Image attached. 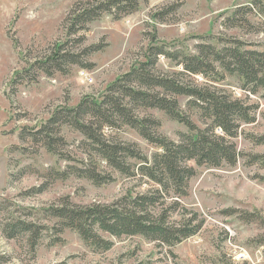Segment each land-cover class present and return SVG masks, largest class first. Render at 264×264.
<instances>
[{
	"label": "rangeland",
	"instance_id": "rangeland-1",
	"mask_svg": "<svg viewBox=\"0 0 264 264\" xmlns=\"http://www.w3.org/2000/svg\"><path fill=\"white\" fill-rule=\"evenodd\" d=\"M86 1L92 0H0V264H264V164L249 162L250 156L264 157V144L253 142L264 139V98L247 96L233 78L217 86L256 107L254 122L241 125L234 140L237 163L219 168L189 163L196 174L188 195L179 208L168 206L165 211L176 224L196 215L202 221L196 235L171 248L141 237L105 236L112 248L94 252L76 233L58 234L54 223L41 216L42 209L66 201L78 206L111 204L128 193L151 189L145 180L117 172L112 182L101 186L75 176L52 182V171L80 167L77 161L88 157L81 135L66 126L60 129L62 143L54 145L55 154L28 138L27 133L39 130L55 110L73 108L85 96L103 95L109 84L144 61L151 45L192 55L200 44L218 42L221 47L239 41L247 50L264 52V0H145L131 15L118 20L104 15L70 35L65 18L74 5ZM58 45L75 56L76 64L65 63L47 75L42 63ZM178 71L173 62L159 58L158 74ZM191 81L203 83L199 77ZM178 104L201 128L186 107L187 99L178 98ZM135 113L158 121V134L171 141L187 132L160 111ZM23 132L26 137L21 139ZM104 133L114 142L135 145L148 158L158 152L126 126ZM43 184L44 192H31ZM17 220L47 227L35 248L29 235L7 239L1 233Z\"/></svg>",
	"mask_w": 264,
	"mask_h": 264
},
{
	"label": "trees",
	"instance_id": "trees-1",
	"mask_svg": "<svg viewBox=\"0 0 264 264\" xmlns=\"http://www.w3.org/2000/svg\"><path fill=\"white\" fill-rule=\"evenodd\" d=\"M143 1L92 0L76 4L65 18V27L70 35L78 34L104 15L118 20L135 13ZM218 44H200L192 55L151 45L145 51L144 61L135 63L129 72L109 84L103 95L85 96L73 108H59L39 130L27 133L32 142L42 143L54 154V145L62 143L59 134L63 126L83 138L88 157L77 161L80 167L70 165L63 171H52L49 174L52 182L75 176L101 186L112 182V173L117 172L126 178L139 177L151 185L145 193H128L111 204L78 206L66 201L42 209L41 216L54 223L58 234L72 231L94 252H107L113 243L105 236L141 237L171 248L200 231L202 221H197L196 215L176 224L169 221L170 215L165 211L169 207L176 210L187 197L189 183L196 174L189 163L207 168L235 166L240 155L234 140L241 125L254 122L256 108L234 99L217 85L233 78L247 96L264 98V52L247 50L239 41L221 47ZM95 48L94 51L99 50ZM74 57L63 53L58 45L52 57L42 63L41 70L48 75L65 63L76 64ZM160 57L173 62L181 71L158 74ZM196 77L203 83L191 81ZM178 98L187 99L186 107L196 114L201 128L181 111ZM138 109L160 111L187 132L179 133L178 140L171 141L158 134V121L139 117L135 113ZM122 126L134 130L158 152L148 158L135 145L107 139L105 131ZM24 135L25 132L21 133V139ZM253 142L261 145L264 139L255 138ZM249 162L264 164V157L250 156ZM261 180L264 182V178ZM46 187L43 184L31 192L40 194ZM46 228L17 220L2 227L1 233L7 239L29 235L30 247L35 248Z\"/></svg>",
	"mask_w": 264,
	"mask_h": 264
}]
</instances>
